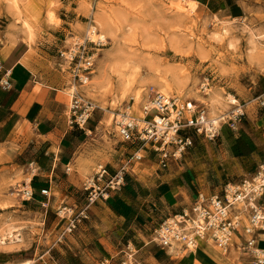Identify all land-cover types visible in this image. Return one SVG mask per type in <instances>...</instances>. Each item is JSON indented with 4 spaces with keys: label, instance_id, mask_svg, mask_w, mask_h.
Returning <instances> with one entry per match:
<instances>
[{
    "label": "rangeland",
    "instance_id": "obj_1",
    "mask_svg": "<svg viewBox=\"0 0 264 264\" xmlns=\"http://www.w3.org/2000/svg\"><path fill=\"white\" fill-rule=\"evenodd\" d=\"M13 1L0 3L7 5L12 24L23 39H29L25 19L33 28V45L37 46V39H59V46L52 42L39 45L46 53L39 63L42 82L68 94L76 86L81 95L95 103L96 110L89 123L88 133L91 130L92 134L86 145L88 154L77 169L71 166L55 178L66 179L68 193L62 194L54 183L47 209L36 200H22L16 192L32 176L29 163L36 160L34 146L20 131L8 137L10 133L5 130L0 135V264H22L25 260H32L30 264H100L88 245L105 238L111 229L116 230L119 224L115 217L99 201L91 206L88 221L61 238L59 233L68 222L58 217V208L63 204L77 210L88 206L83 184L101 164L114 169L126 166V177L134 173L144 178L160 168L151 145L145 147L135 139L124 141L119 133L117 121L121 117L117 116L140 115L134 108L133 96L139 89L145 94L140 105L143 111L154 92L165 94L158 85L166 81L175 91L165 95L192 102L209 119L225 115L226 119L217 125L221 128L236 123L238 118L243 120L245 116L237 117L242 111L246 115L258 109L257 99L264 93V0H196L194 12L183 0H18L20 13ZM178 2L183 8L177 6ZM100 13H115L119 18L117 37L107 38L101 47L89 44L97 58L89 81L81 84L75 78L70 51L76 41L82 43L92 28L99 27L96 16ZM37 51L31 54L36 56ZM107 56L111 63L105 64ZM91 82L95 84L89 86ZM179 85L182 93L176 92ZM214 92L221 93L223 100H212L210 94ZM230 95L238 99L239 107L229 100L232 107L226 105L225 97ZM210 109L216 112L209 115ZM155 114L152 112L148 119ZM215 140L194 135L193 147L183 154L179 164L187 163V154L195 151L194 159L203 169L209 163L217 164ZM138 152L143 157L139 161L133 159ZM40 175L41 170L34 181ZM38 193L40 197L41 192ZM14 234L20 236L21 242L12 243ZM234 239L239 249L235 250L232 244L226 261L247 263L250 258L243 252V242Z\"/></svg>",
    "mask_w": 264,
    "mask_h": 264
},
{
    "label": "crops",
    "instance_id": "obj_2",
    "mask_svg": "<svg viewBox=\"0 0 264 264\" xmlns=\"http://www.w3.org/2000/svg\"><path fill=\"white\" fill-rule=\"evenodd\" d=\"M44 42L59 46V39H37V46L33 43L31 46L15 30L7 5L0 3V81L9 78L12 85L10 90L0 85V135L5 130L10 133L8 137L20 131L34 146L35 162L43 173L33 180L35 200L39 204L46 198L39 197L38 191L49 188L51 194L54 183L67 195L66 179L55 178L71 166L78 168L88 154L86 145L90 140L88 131L69 123L70 94L42 82L39 63L46 53L39 45ZM35 49L36 56L31 54ZM244 116L243 120L237 119L236 129L221 128L215 140L217 164L209 163L203 169L194 159L195 151L187 154V163L171 162L168 168L152 170L144 178L129 173L125 187L103 201L119 225L105 238L90 241L88 245L100 264L106 259L111 260L110 264H121L124 259L121 251L128 243L133 244L136 259L144 264H231L212 243L203 242L197 252L183 255L178 249L158 247L151 238L162 221L190 208L199 193L219 192L226 182L251 176L264 163V113L257 109ZM159 162L156 155L155 163L159 165ZM116 205L121 213L116 211ZM235 238L244 244L250 237L241 234ZM263 243L264 234L260 233L258 246L261 248ZM232 244L235 250L239 249L235 239ZM250 262L251 259L247 263L243 261Z\"/></svg>",
    "mask_w": 264,
    "mask_h": 264
},
{
    "label": "built area",
    "instance_id": "obj_3",
    "mask_svg": "<svg viewBox=\"0 0 264 264\" xmlns=\"http://www.w3.org/2000/svg\"><path fill=\"white\" fill-rule=\"evenodd\" d=\"M87 39L82 43L76 41L71 48L70 61L74 65L75 78L86 84L95 65L97 53L89 48V44L104 46V40L94 41L88 32ZM86 73V74H85ZM9 73L7 72L6 75ZM0 85L10 90L9 78H2ZM69 123L87 132L96 105L86 99L75 88L69 95ZM257 106L264 113V93L257 99ZM146 111L144 126L138 129L136 118L125 114L126 121L118 123L119 133L124 141L139 140L145 147L151 145L159 157L160 167L166 169L171 160L179 161L183 154L194 145V135L215 140L221 127L213 123L205 113L196 106L179 97L154 92L151 99L143 107ZM155 116L149 120L152 112ZM242 111L237 117L244 116ZM236 123H229L236 129ZM140 152L134 160H141ZM32 175L40 170L37 163H29ZM68 170H70L68 168ZM126 166L111 171L107 165H99L93 176L86 179L83 191L87 195V207L79 210L75 206L63 204L58 208L57 215L67 226L59 233L61 238L71 234L85 221L90 219V208L99 201H108L112 193L121 191L126 184ZM24 201L35 200L36 190L31 183L19 186L16 191ZM41 195L47 200L41 203L48 208L51 197L50 189H41ZM264 234V163L250 178L224 184L219 192L199 193L190 208L169 216L154 229L151 242L163 249H178L183 255L197 252L201 243H212L227 252L237 235H248L250 238L243 246V252L251 259L250 264H264V249L258 246V235ZM124 259L121 264H144L136 259L133 244L128 243L121 251ZM106 259L101 264H110Z\"/></svg>",
    "mask_w": 264,
    "mask_h": 264
},
{
    "label": "bare ground",
    "instance_id": "obj_4",
    "mask_svg": "<svg viewBox=\"0 0 264 264\" xmlns=\"http://www.w3.org/2000/svg\"><path fill=\"white\" fill-rule=\"evenodd\" d=\"M184 2L186 1V2H188V5L190 6V9H188V10H190L191 12H194L195 11V8L197 7V4H198V2L196 1V0H183ZM182 2V1H181ZM13 4H14V8L16 9V10H18L17 12L18 13H20L21 11H20V6H19V1L18 0H14L13 1ZM177 4V6L179 7V8H183L182 7V4L181 3H176ZM184 4V3H183ZM186 5V4H185ZM184 5V6H185ZM186 7V6H185ZM189 8V7H188ZM188 13V12H187ZM19 15V14H18ZM24 20V19H23ZM96 20H97V22L99 23V27H94V28H92L91 30H90V32H89V34H90V38L91 39H97V38H99V39H102V40H104V41H107V38H116L117 36H116V33H115V31H116V25L117 24H119V18L115 15V13H113V14H107V13H100V14H97V16H96ZM25 23V24H24ZM23 24H24V26L28 29V33H29V43H30V45L32 46V42H33V28H32V26H31V24H30V22L28 21V20H24L23 21ZM121 24V23H120ZM122 27V26H121ZM121 29V28H120ZM24 41V40H23ZM98 41V40H97ZM121 45V44H120ZM114 53H115V51H114ZM131 53V52H130ZM124 56V55H123ZM131 58V57H130ZM134 59V58H133ZM110 60H111V57H105V59H104V63L106 64H108V62L107 61H109V63H111L110 62ZM131 62V61H130ZM129 62V63H130ZM128 63V64H129ZM126 64H127V62H126ZM114 66V65H113ZM133 66V65H132ZM123 67V66H122ZM123 69V68H122ZM108 70V69H107ZM116 70V69H115ZM120 70V69H119ZM136 71V70H135ZM138 71V70H137ZM136 71V72H137ZM122 73H123V71H122ZM126 73V72H125ZM120 75H122L121 73H120ZM125 75V74H124ZM161 78V77H160ZM131 79V78H130ZM130 79H128V81L130 80ZM165 79H166V77H165ZM160 80H162V79H160ZM179 81V80H178ZM177 81V82H178ZM100 82V81H99ZM95 84V82H91L90 83V85L89 86H91L92 84ZM112 84V83H111ZM105 86V85H104ZM159 88L165 93V94H170V93H172L173 91H175L174 90V88L168 83V82H161V83H159ZM127 87V86H126ZM181 85H179L178 87H176V92H179V93H182V89H181ZM76 88V86H73L72 87V89L74 90ZM103 89V88H102ZM108 89V88H107ZM109 89H110V86H109ZM128 91V88H125L124 89V92H127ZM126 94V93H125ZM127 94H129V93H127ZM134 96V98L136 99V103H135V110L140 114L139 116H135V118H136V123H137V126H138V129L139 130H142V129H140L139 127H140V125L142 124V123H144V118H145V115H146V111H142V109H141V104L145 101V94H144V91H141L140 89L139 90H137L136 92H135V94L133 95ZM150 96V92L149 93H147V98ZM210 98L212 99V100H216V101H222L223 99V96H222V94L221 93H219V92H214V93H212V94H210ZM201 99H203V98H201ZM229 100V102L231 103V105H234V106H236V107H239L240 106V104H238L239 102H238V99L237 98H235L234 96H229V98L228 99H226V97H225V101H226V105L227 106H229V107H232L231 105H229L228 104V101ZM225 101H223V102H225ZM131 108H133V106L131 105L130 106V109ZM216 112V110H213V109H210L207 113L209 114V115H212V114H214ZM128 114V113H127ZM216 114H218V113H216ZM117 115H115V117H116ZM133 116V115H132ZM117 117H121V119H123V121H126L127 119L125 118L126 116H125V114H123V115H119V116H117ZM121 119H119V121L121 120ZM226 119V116L225 115H219V116H215L213 119H210L213 123H215V125H218V124H220L223 120H225ZM113 120V119H112ZM112 120H111V122H112ZM118 121V122H119ZM109 125V124H108ZM89 134L91 135L92 134V131L91 130H89ZM36 175L37 174H34V175H32L31 177H29L28 178V182H32L34 179H35V177H36ZM34 176V177H33ZM12 230V229H11ZM10 230V231H11ZM10 234L11 233H13V231H11V232H9ZM13 236H15L16 237V239H13L12 240V243H16V242H21V238H20V236L19 235H12V237ZM14 238V237H13ZM3 240V244H6V241H5V238H3L2 239ZM1 240V241H2ZM219 251V250H218ZM219 253H224L225 254V256L229 253V251H227V252H220L219 251ZM33 261L32 260H25L22 264H30V263H32Z\"/></svg>",
    "mask_w": 264,
    "mask_h": 264
},
{
    "label": "trees",
    "instance_id": "obj_5",
    "mask_svg": "<svg viewBox=\"0 0 264 264\" xmlns=\"http://www.w3.org/2000/svg\"><path fill=\"white\" fill-rule=\"evenodd\" d=\"M119 208H120L119 205H116V206H115L116 211L119 212V213H121V210H120Z\"/></svg>",
    "mask_w": 264,
    "mask_h": 264
}]
</instances>
